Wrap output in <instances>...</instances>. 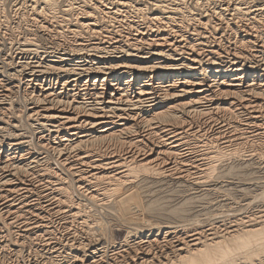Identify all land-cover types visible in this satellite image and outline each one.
Returning <instances> with one entry per match:
<instances>
[{"label": "bare ground", "instance_id": "6f19581e", "mask_svg": "<svg viewBox=\"0 0 264 264\" xmlns=\"http://www.w3.org/2000/svg\"><path fill=\"white\" fill-rule=\"evenodd\" d=\"M57 1H30V37L0 27V253L31 250L30 264H47L42 253L58 264L104 253L107 264H264V212L131 231L106 256L85 210L113 207L140 171L200 187L221 157L264 159V0H67L63 15ZM32 36L48 41L42 54ZM8 41L18 59L1 54Z\"/></svg>", "mask_w": 264, "mask_h": 264}, {"label": "rangeland", "instance_id": "374dc122", "mask_svg": "<svg viewBox=\"0 0 264 264\" xmlns=\"http://www.w3.org/2000/svg\"><path fill=\"white\" fill-rule=\"evenodd\" d=\"M30 1L31 0H0V17H1L0 18V27L2 30H4L5 26H8L5 28V30H8V35H10L12 37L15 35H19V34H20L19 36H21V37L23 35H26V36L22 37L23 39L25 37L27 38V37L31 36V35L28 36L26 34L28 24L31 23L30 8H28L30 6V3H31ZM60 1H61V3L59 1H57L58 2L57 4H59V5H57L56 8L59 7V9H57L58 12H60V13H58V15H63L64 13L62 11H65V10L61 9V6H62V8L67 7L66 5H68V3H67L68 1L67 0H60ZM62 1L64 2V4ZM70 1L73 4H75L76 6H81V5H83V2H84V0H74L75 2L73 0H70ZM91 1H93V0H91ZM28 2H29V5H27ZM65 2H66V4H65ZM16 5H19V6H16ZM21 6H23V7H21ZM25 9H26V11H25ZM19 11L21 12V14ZM2 15H4V17H2ZM19 16H22V17L20 18ZM28 18H29V20H28ZM9 25L12 28L11 27L9 28ZM10 29L13 33H11ZM13 29H15V30H13ZM34 37H35V39H34L35 41L38 38L36 41L37 42L36 44L38 45L40 43V45H42L38 51L40 54H42L45 50V46L47 48V44H48V43H46L47 40H44L42 37L36 38V36H32L31 38L33 39ZM16 38L14 37V39H16ZM20 42H23V40ZM43 42H45V44ZM8 44H9V41H8V43L5 44V46H4L5 48L3 47L6 50H4L2 48L1 54L7 55L8 57L11 56L12 58L18 59V55H19L18 51L20 48L19 43L15 41L9 45ZM16 44L18 45V48H17ZM15 49L17 50V52ZM40 50H42L43 52ZM16 109H17V106L15 105V108L10 110L11 111L10 117L16 116L15 118H17L18 113L15 112ZM15 114H17V115H15ZM20 129L24 133L28 132V129H27L25 124ZM202 143H203V141H202ZM246 154L247 153L243 154V156H241L238 161H236L238 158H236V160L234 159L235 157L229 158V156H226L229 159L226 157H221V159H219V161L221 160L220 162L222 164L218 163L219 161L216 163V166L214 169L215 173L212 176V177H214V179L211 176H207V178L204 180L207 185H205V182H204V184L200 185V187L194 186L191 183V181L189 182V180H188V182H186V181L180 182V181L174 180V179L168 180L165 178L166 179L165 180L164 178H161V177L150 178V177H145L143 175V171H140V173L138 172L137 177H136L137 179L135 178V181L133 183L127 185L126 186L127 188L125 187V189H123L121 191L120 201L109 203V204L113 205V207L108 206V205H107L108 206L107 207L106 205H104V206H100V208H101L100 209L97 206H95V207L91 206V208H90V205L86 206L85 210L86 211L88 210L86 214L88 215V217L92 220V222L94 224V226H91V233L94 235L96 234L97 237L95 235V238L100 239L99 243H98V248H100V249L102 248L101 250H102V252L103 251L106 252V256L111 255V253L113 254V252H112V250L114 249L113 245L118 246V243H122V242L124 243L125 241L132 240L133 236H135L134 234H135L136 230L149 232L148 230L153 231V229H154L153 232H157V230L160 227H162V225H163V227H165L164 225H168V224L169 225L171 224L172 226H174V225L176 226L177 223H178L177 225H179V223L180 224L183 223L186 227L182 224H181L182 226L179 225L177 227L180 229L183 228L185 230H186V228L190 230L191 228L194 229V228H198V227L199 228L204 227V229H208L206 227H210V225H216V224L217 225L218 224L223 225V223L229 224V222L234 223V222H236V220L237 221H239L241 219L247 220L248 217L249 218L250 217H256L259 214H263V212H264V165H263L264 159H262L260 155L250 156L249 154H247L248 155L247 156ZM244 155H245V157H244ZM246 156H247V158H246ZM249 157H250V159H249ZM256 157H257L256 161L251 160V159H256ZM225 159H228L229 161L225 160ZM230 159H232L233 161ZM222 161L223 162L226 161V162H224V164H223ZM218 164L220 167H217ZM217 169H219L220 172H218ZM228 169L229 170L232 169L231 172L228 171ZM219 173L222 175L220 176ZM228 173H230V174H228ZM215 174H216V176H215ZM190 184H192V185H190ZM203 185H205V186H203ZM209 202L212 204H210ZM124 205L127 209H129V210H127V215H123L121 213L124 210ZM97 209H98V211H97ZM170 210H171V212H170ZM173 210H176V211H173ZM174 212L177 215L180 214L179 216L182 218L180 219V217H178V219H177V215L175 216ZM127 216H129V217H127ZM122 217H123V219L125 218L127 221H125V219L123 220ZM239 218H241V219H239ZM128 219H130L129 220L130 222H128ZM137 220H138V222H137ZM94 221H95V223H94ZM188 225L190 227H188ZM156 228H157V230H155ZM131 231H132V233H134L132 236H130L128 233ZM96 232H98V234ZM100 233H102V234L100 235ZM58 234H60V233H58ZM102 237H103V239H102ZM126 237H127V239L125 240ZM102 244H103V247L101 246ZM9 247H8V249L10 251L13 248L16 249V247H12V246H9ZM37 248L38 247H36V249ZM30 251L31 250L24 251L25 253L22 252L20 254V256H18V257H16V255H17L16 252L13 254V256L4 254V252H2V253H0V259H1L0 264H28V263L30 264V260L28 258L29 253L32 254V251L31 252ZM102 252H101V254H102ZM42 255H43L42 256L43 259L49 260V262L47 264H49V263L55 264L56 261L53 260V262H52V259H55L56 257L58 258V255L53 256V254H50V253H48V254L42 253ZM51 256H53V258ZM99 256H100V253H99ZM49 257H51V258L49 259ZM101 258L103 260V263H102V260H100L98 262V264L99 263H101V264H107L108 263L107 259L105 257V253H104V258L102 255H101ZM101 258H99V259H101ZM16 259H18V260H16ZM16 261H17V263H16ZM58 262H59V260L56 262V264H58ZM242 263H244V262H241V264ZM261 264H263V263H261Z\"/></svg>", "mask_w": 264, "mask_h": 264}]
</instances>
